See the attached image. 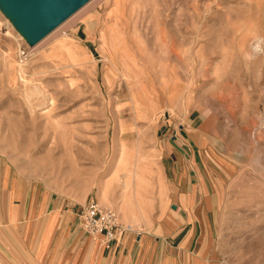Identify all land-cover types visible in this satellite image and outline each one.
I'll list each match as a JSON object with an SVG mask.
<instances>
[{
  "label": "rangeland",
  "instance_id": "rangeland-1",
  "mask_svg": "<svg viewBox=\"0 0 264 264\" xmlns=\"http://www.w3.org/2000/svg\"><path fill=\"white\" fill-rule=\"evenodd\" d=\"M86 5L36 45L0 5V155L80 212L99 199L122 215L139 202L125 183L147 199L161 176L159 127L197 108L237 164L220 256L264 264V0ZM34 84L46 97L29 96Z\"/></svg>",
  "mask_w": 264,
  "mask_h": 264
},
{
  "label": "crops",
  "instance_id": "crops-1",
  "mask_svg": "<svg viewBox=\"0 0 264 264\" xmlns=\"http://www.w3.org/2000/svg\"><path fill=\"white\" fill-rule=\"evenodd\" d=\"M209 121L191 108L163 122L161 176L132 211L121 215L107 206L133 226L109 244L83 229L81 207L0 155V264H225L217 220L237 164Z\"/></svg>",
  "mask_w": 264,
  "mask_h": 264
},
{
  "label": "water",
  "instance_id": "water-1",
  "mask_svg": "<svg viewBox=\"0 0 264 264\" xmlns=\"http://www.w3.org/2000/svg\"><path fill=\"white\" fill-rule=\"evenodd\" d=\"M90 0H0L31 45H36Z\"/></svg>",
  "mask_w": 264,
  "mask_h": 264
},
{
  "label": "built area",
  "instance_id": "built-area-1",
  "mask_svg": "<svg viewBox=\"0 0 264 264\" xmlns=\"http://www.w3.org/2000/svg\"><path fill=\"white\" fill-rule=\"evenodd\" d=\"M82 227L90 235H104L108 244L120 232L133 228L130 224L122 223L117 210L104 206L98 199H92L83 209Z\"/></svg>",
  "mask_w": 264,
  "mask_h": 264
},
{
  "label": "bare ground",
  "instance_id": "bare-ground-1",
  "mask_svg": "<svg viewBox=\"0 0 264 264\" xmlns=\"http://www.w3.org/2000/svg\"><path fill=\"white\" fill-rule=\"evenodd\" d=\"M91 1V0H90ZM94 1V0H93ZM92 2H90V4H91ZM90 4H88V5H90ZM87 6V5H86ZM85 9V8H84ZM82 10V9H81ZM80 10V11H81ZM78 14H79V12H78ZM77 14V15H78ZM76 15V14H75ZM76 15V16H77ZM72 18V17H71ZM69 20H71V19H69ZM61 26H58L57 28H60ZM55 30V29H54ZM58 30V29H57ZM56 30V31H57ZM53 34V33H52ZM260 42L261 41H256L255 40V42L254 43H252V45L250 46V49L249 50H247V52H248V54L249 55H251V56H257L259 53H260V51H261V49L263 50V48H261V45H263V44H260ZM263 42V41H262ZM262 52V51H261ZM118 61V60H117ZM28 81H27V79L25 80V83H27ZM24 83V82H23ZM36 84V83H35ZM34 84V85H35ZM29 87V86H28ZM42 87H40V86H33V87H31V89L28 91V94H29V96H39V95H43L44 97H46V95H45V91L43 90V89H41ZM175 96V93H171V97H174ZM49 101V100H48ZM42 103V102H41ZM35 105V104H34ZM33 105V106H34ZM39 105V104H38ZM36 106V105H35ZM40 107H42V109H43V107L44 108H47V105H46V101H44L43 102V104L42 105H40ZM34 109H36L35 107H33ZM38 108V107H37ZM47 111V110H46ZM47 114V113H46ZM59 122V121H58ZM132 175V176H131ZM130 176L132 177V178H136V176H137V172H135V170L132 172V174H131ZM131 183V182H130ZM130 183H125V185H124V188H125V191L123 192V194L129 199V200H133L132 198H135V199H137L139 202H141L140 201V199L139 198H142L141 197V195H140V192L137 190V189H135V187H133V185L132 184H130ZM132 202V201H131Z\"/></svg>",
  "mask_w": 264,
  "mask_h": 264
}]
</instances>
